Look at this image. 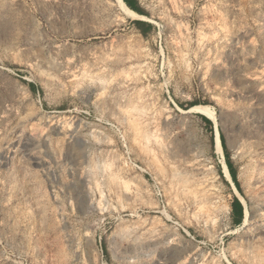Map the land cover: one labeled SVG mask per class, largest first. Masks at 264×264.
Returning a JSON list of instances; mask_svg holds the SVG:
<instances>
[{"label": "rangeland", "instance_id": "rangeland-1", "mask_svg": "<svg viewBox=\"0 0 264 264\" xmlns=\"http://www.w3.org/2000/svg\"><path fill=\"white\" fill-rule=\"evenodd\" d=\"M138 1L0 0V264H264V0Z\"/></svg>", "mask_w": 264, "mask_h": 264}, {"label": "trees", "instance_id": "trees-1", "mask_svg": "<svg viewBox=\"0 0 264 264\" xmlns=\"http://www.w3.org/2000/svg\"><path fill=\"white\" fill-rule=\"evenodd\" d=\"M124 3L134 12L140 15H146L145 11L143 8L140 6V3L138 0H123ZM136 28L139 30V32L145 36L147 35V32L153 29V25L149 22L143 21V20H136L134 22ZM203 121L210 127L211 122L208 118L205 116H200ZM212 129V128H211ZM222 143L224 144V139L222 138ZM225 149V147H224ZM226 166L229 171V174L231 176V179L233 181V184L235 185V188L240 192V186L236 177L235 170L233 169L232 163L229 160V157L226 156ZM231 208H232V215H233V223L234 225H240L242 223L243 219V208L241 205V202L238 200L237 197L233 198V201L231 203Z\"/></svg>", "mask_w": 264, "mask_h": 264}, {"label": "bare ground", "instance_id": "bare-ground-1", "mask_svg": "<svg viewBox=\"0 0 264 264\" xmlns=\"http://www.w3.org/2000/svg\"><path fill=\"white\" fill-rule=\"evenodd\" d=\"M114 3L115 5L117 6V9L125 14L126 16H132V17H137V18H140V19H143L144 16L143 15H140V14H137L136 12H134L133 10H131L125 3L123 0H114ZM188 112H197V113H200L206 117H208L209 119H211L212 121H215L216 120V114H215V111L213 108L209 107V106H206V105H193L191 106L189 109H188ZM215 152L217 154H219L220 156L223 155V150H222V147H221V143H220V139L218 138V136H216L215 138ZM222 170H223V173L224 175L226 176V178L232 182V179H231V176L229 174V171L227 169V166L225 164V162L223 161L222 162ZM235 192L236 194L239 196V198L241 199V202L242 204L244 203L245 205V201L241 198V196L239 195L237 189H235ZM245 215H244V220L243 221H246L247 219V216H248V212L247 210L245 209Z\"/></svg>", "mask_w": 264, "mask_h": 264}, {"label": "water", "instance_id": "water-1", "mask_svg": "<svg viewBox=\"0 0 264 264\" xmlns=\"http://www.w3.org/2000/svg\"><path fill=\"white\" fill-rule=\"evenodd\" d=\"M141 20H143V19H141ZM225 176V175H224ZM244 215H245V212H244Z\"/></svg>", "mask_w": 264, "mask_h": 264}]
</instances>
